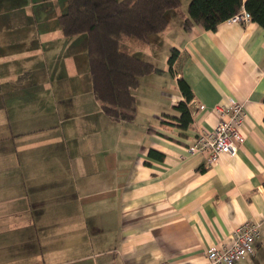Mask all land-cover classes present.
Returning a JSON list of instances; mask_svg holds the SVG:
<instances>
[{
  "label": "crops",
  "instance_id": "0c3cea01",
  "mask_svg": "<svg viewBox=\"0 0 264 264\" xmlns=\"http://www.w3.org/2000/svg\"><path fill=\"white\" fill-rule=\"evenodd\" d=\"M65 9L0 0V264H206V250L245 221L260 234L237 264H264V28L185 30L187 8L173 10L146 42L162 59L137 54L155 68L124 121L94 96L87 42L78 49V35L57 29ZM179 78L193 93L187 126L174 108ZM228 97L247 110L237 153L213 163L189 154Z\"/></svg>",
  "mask_w": 264,
  "mask_h": 264
},
{
  "label": "trees",
  "instance_id": "16d2710c",
  "mask_svg": "<svg viewBox=\"0 0 264 264\" xmlns=\"http://www.w3.org/2000/svg\"><path fill=\"white\" fill-rule=\"evenodd\" d=\"M66 3L58 21L65 36L87 34V60L94 96L107 116L133 120L136 109L133 90L140 78L151 73L155 66L137 54L120 50L117 41L132 36L147 42L151 34L167 27L170 12L181 5V0H66ZM241 8L264 28V0H190L181 24L185 30L195 24L215 29ZM176 56L177 53H170L169 66ZM178 85L184 99L174 106L179 111L176 118L182 126H187L192 120L188 103L193 93L183 78L178 79ZM149 154L163 156L154 149Z\"/></svg>",
  "mask_w": 264,
  "mask_h": 264
},
{
  "label": "built area",
  "instance_id": "2783aa9c",
  "mask_svg": "<svg viewBox=\"0 0 264 264\" xmlns=\"http://www.w3.org/2000/svg\"><path fill=\"white\" fill-rule=\"evenodd\" d=\"M227 20L246 23L251 19L241 8ZM213 111L218 116L215 125L210 129H201L187 146L189 154L206 151L208 163H213L222 154L235 155L245 138L247 110L243 101L228 97L225 103L216 104ZM259 234V222L245 221L233 231L230 243L212 245L206 250V264H236L254 253V242Z\"/></svg>",
  "mask_w": 264,
  "mask_h": 264
},
{
  "label": "rangeland",
  "instance_id": "374dc122",
  "mask_svg": "<svg viewBox=\"0 0 264 264\" xmlns=\"http://www.w3.org/2000/svg\"><path fill=\"white\" fill-rule=\"evenodd\" d=\"M22 1H23V3H25L27 0H22ZM189 1L190 0H182L181 5L178 8H176L177 9L176 11H181L183 9H186ZM66 5H67V3H66ZM169 12H168V14H169ZM58 23H59V21H58ZM57 25H58L57 29L62 31L60 24H57ZM75 35H78V37H79L78 41H77V46H78V49H80L83 46V44H85L87 42V34L86 33H79V34H75ZM48 38H49V36H48ZM9 44H10V47L12 49V44L11 43H9ZM162 45H165V44H162ZM117 47L122 51L141 54L144 56L145 59H148V60L152 59V57H153V61L161 60L163 57L161 54H163L165 52L163 50H160L158 53H154L150 57L148 44L146 42L141 41V40H139L135 37H132V36H123V37L119 38L117 41ZM139 51H142L145 53H138ZM159 53H161V54H159ZM165 61H166V59H165Z\"/></svg>",
  "mask_w": 264,
  "mask_h": 264
}]
</instances>
